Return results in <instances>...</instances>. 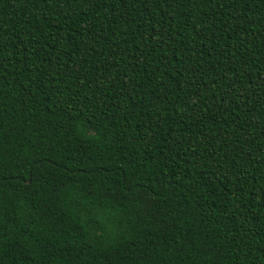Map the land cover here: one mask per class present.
Wrapping results in <instances>:
<instances>
[{"label": "trees", "instance_id": "1", "mask_svg": "<svg viewBox=\"0 0 264 264\" xmlns=\"http://www.w3.org/2000/svg\"><path fill=\"white\" fill-rule=\"evenodd\" d=\"M0 264H264V0H0Z\"/></svg>", "mask_w": 264, "mask_h": 264}]
</instances>
